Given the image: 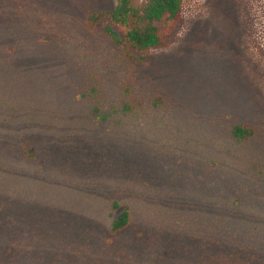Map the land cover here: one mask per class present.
I'll return each mask as SVG.
<instances>
[{"label":"rangeland","instance_id":"obj_1","mask_svg":"<svg viewBox=\"0 0 264 264\" xmlns=\"http://www.w3.org/2000/svg\"><path fill=\"white\" fill-rule=\"evenodd\" d=\"M116 5L0 0V264H183L220 212L264 247V0H184L143 60Z\"/></svg>","mask_w":264,"mask_h":264},{"label":"trees","instance_id":"obj_2","mask_svg":"<svg viewBox=\"0 0 264 264\" xmlns=\"http://www.w3.org/2000/svg\"><path fill=\"white\" fill-rule=\"evenodd\" d=\"M116 1L113 9L94 12L86 22L92 30L108 24V33L126 59H146L153 50L174 42L183 22L184 0ZM125 108L133 109V105L127 103ZM232 133L237 139L244 140L255 134V128L240 123L233 126ZM240 201L237 197L232 201V207ZM115 205L119 206L117 202ZM230 210L235 212V209ZM131 216L127 207L112 222V233L127 229L132 222ZM213 221L212 229L196 230L191 236L195 251L184 256L183 264H264V247L254 243V232L246 233L237 216L215 213Z\"/></svg>","mask_w":264,"mask_h":264}]
</instances>
